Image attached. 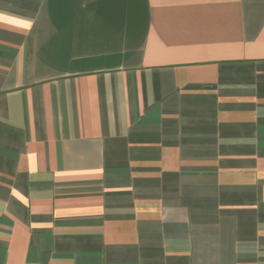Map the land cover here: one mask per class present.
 <instances>
[{
  "label": "crops",
  "instance_id": "1",
  "mask_svg": "<svg viewBox=\"0 0 264 264\" xmlns=\"http://www.w3.org/2000/svg\"><path fill=\"white\" fill-rule=\"evenodd\" d=\"M0 264H264V0H0Z\"/></svg>",
  "mask_w": 264,
  "mask_h": 264
}]
</instances>
